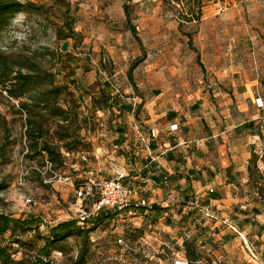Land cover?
Returning <instances> with one entry per match:
<instances>
[{"label": "rangeland", "instance_id": "rangeland-1", "mask_svg": "<svg viewBox=\"0 0 264 264\" xmlns=\"http://www.w3.org/2000/svg\"><path fill=\"white\" fill-rule=\"evenodd\" d=\"M22 1L34 2L42 9L17 13L2 35V49L7 52L18 49L69 51L70 58H80L78 64L62 60L65 73L60 74L59 79L67 82L78 77L80 89L74 85L70 88L77 91L76 94L84 91L86 97L82 98L81 109L90 119L89 129L81 131L84 142L90 145L81 146L75 154L69 155L67 164L57 168L58 175L49 178L42 167L43 158L25 157L24 114L18 111V102L0 88V143L4 144L3 156H0V212L13 217L36 214L53 225L75 218L80 208H90L95 199L80 200L74 187L61 181L60 175L83 174L92 169L107 176L111 163L116 164L108 156L119 149L116 147L117 126H125V135L120 137L124 141L144 134L150 118L148 104H156V110H166L195 102L200 99L202 89L199 87H203L207 77L211 80L219 60L235 53L244 56V48H235L234 41L243 42L250 32L264 41V0H202L200 21L184 22L181 26L179 13L186 11L189 0H182L180 4L174 0H130V15L140 41L134 38L127 24L123 9L127 0ZM67 8L76 18L74 27L82 34L81 43L74 39L63 41L57 34ZM64 42L68 46L63 50ZM198 54L200 59H197ZM100 58L107 64L106 71L99 67ZM136 60L133 82L127 71ZM45 63L61 66L55 60ZM86 66L91 70L86 71ZM201 75L202 83L199 82ZM108 80L114 86L113 94L122 103L134 107L142 104L141 110L119 114L117 110L102 109L94 113L91 94L98 92L100 82ZM82 153L88 154L86 164H83ZM36 168L43 171V177ZM28 197L32 198L31 202L26 201ZM167 224L168 221L157 218L151 226L140 213H120L91 234L94 240L91 239L94 242L92 264H160L159 257L149 247L137 245L138 239L129 236L131 229L143 233L156 248H166L171 258H182V226L168 227ZM41 230L47 232L46 226ZM211 236L215 239V235ZM8 237L9 233L3 239L4 244L8 243ZM35 241L42 243L37 238ZM78 242L77 238L68 239L64 243L66 253H53V264H67L68 257L77 254ZM122 242L127 244L126 248ZM25 255L29 254L20 249L15 257Z\"/></svg>", "mask_w": 264, "mask_h": 264}, {"label": "crops", "instance_id": "crops-1", "mask_svg": "<svg viewBox=\"0 0 264 264\" xmlns=\"http://www.w3.org/2000/svg\"><path fill=\"white\" fill-rule=\"evenodd\" d=\"M257 37L250 32L243 42H233L244 48V56L235 53L219 60L211 80L207 77L199 87L200 99L158 111L156 104H148L144 134L124 141L108 156L116 162L107 167L109 174H127L138 188L137 197L151 203L171 192L197 197L216 205L219 215L230 216L239 233L213 219L196 235L202 239L200 250L222 264H264V198L249 175L253 152L264 148V41ZM258 172L262 174L259 167ZM147 212L143 216L151 226L160 218L168 227L181 224L183 231L200 216L197 210L185 213L173 206L162 213Z\"/></svg>", "mask_w": 264, "mask_h": 264}, {"label": "trees", "instance_id": "trees-1", "mask_svg": "<svg viewBox=\"0 0 264 264\" xmlns=\"http://www.w3.org/2000/svg\"><path fill=\"white\" fill-rule=\"evenodd\" d=\"M163 1L169 2V0ZM174 1L179 4L183 2L182 0ZM129 2L130 0H127L123 5L127 24L134 38L140 41L136 26L131 19ZM188 2L186 11L183 10L179 13L180 26L184 22H199L201 19L202 0H189ZM29 9L40 11L42 6H38L31 1L0 0V88L7 92L9 98L18 102V111L22 115L24 114V133L27 148L25 157L30 160L43 158V168L46 160H49L52 163V171L46 172L45 176L51 178L58 175L57 168L64 167L67 164L68 159H70L69 155L76 153L81 146L87 147L90 145L89 142H84L81 135L82 130L89 129L90 119L89 116L83 114L81 109L83 105L82 98L86 97L84 91L81 90L79 94H76L77 91L70 88V85H74L77 90L80 89L77 86V83H79L78 77H72L71 75V80L67 82L59 79V75L65 73L62 60L67 63L74 61L78 64L80 58H70L69 51L44 49L41 52L40 50L18 49L7 52L2 49V35L11 24L14 16L23 10ZM66 11L63 23L57 28V34L63 41L74 39L81 43L82 34L74 27L76 18L69 14L68 8ZM197 59H200L199 54ZM46 60L58 61L61 66L60 68H57L56 65L48 66L45 63ZM87 61H90V58ZM98 64L101 69L107 70V64L102 58L99 59ZM137 65L138 60L134 61L127 71L129 79L133 82V73ZM85 70L89 71L91 68L86 66ZM111 84L110 80L100 82L98 92L91 94V106L94 113L102 109L117 110L119 114L126 111L137 112L141 110L142 104L134 107L132 104L122 103L113 94L114 86ZM116 131L119 133L117 145L120 147L124 143V140L120 137L125 135V126L120 124L116 127ZM3 151L4 144L0 143V156H3ZM82 161L83 164L87 163L84 160ZM258 161V155L253 152L249 161V175L250 179L258 184V195L264 198V174L258 172ZM36 169V172L43 177V171ZM87 171L89 170H85L83 174L76 172L65 176L60 175V178L70 177L78 186L86 180ZM73 175H78V177L74 178ZM110 175L104 177L114 176ZM74 189L76 192L75 187ZM99 195V192L95 191L92 195L87 196L88 198H95L91 207L87 210L92 209L94 203L98 201ZM169 207L152 204L151 207L132 208L126 211L143 215L148 214V209L157 214L158 212L168 211ZM120 213L122 212L119 210L105 208L92 215L84 224L79 223L76 217L55 225L45 223L47 232H44L41 230V226L45 221L40 215L28 214L24 217H13L10 214L0 212V264H53V253L56 251L66 253L64 243L70 238L79 239V248L75 256L68 257L67 264H92L94 260V242L91 234L102 224L118 217ZM7 233H9L8 243L4 244L3 239H6L4 237ZM31 233L33 234L31 235ZM196 235L185 243L186 256L192 261L204 256L206 258L210 257L200 250L202 239ZM129 236L139 240L144 234L131 229ZM35 238L41 240L42 243L38 244ZM20 249L29 255L16 258L15 255Z\"/></svg>", "mask_w": 264, "mask_h": 264}, {"label": "built area", "instance_id": "built-area-1", "mask_svg": "<svg viewBox=\"0 0 264 264\" xmlns=\"http://www.w3.org/2000/svg\"><path fill=\"white\" fill-rule=\"evenodd\" d=\"M172 128H177V125L173 124ZM116 147L118 148L119 146L116 145ZM256 154L259 157L258 167L260 169V172L263 174L264 148L260 149L258 152H256ZM81 157L82 159H84V161L88 160L85 153H82ZM44 168L45 172L52 171V163L49 160H46ZM86 174V180L78 186L74 183V181L70 179V177L60 178L61 181L68 182L76 188L77 197L80 200H84L87 196L92 195L95 191H98L100 194L98 201L94 203L92 209L87 210L84 208H80L78 212H76V218H78L79 223H86L92 215L105 208H113L121 212H125L126 210L132 208L158 204L164 206L180 207L185 213H189L192 210H197L200 214L198 222L191 229L184 230L182 234V244L180 247V253H182L183 255L182 258H171L170 253L166 248H156V246H154L152 242L148 241V237L145 236L141 237L137 241V245H139L140 243L141 245H146L147 247H149L153 251V254L159 257L160 264H164L162 262L163 260L167 262L165 264H222L217 257H210L207 259L204 256L195 261H192L186 256L185 247V243L200 231L203 223L207 220L219 219L222 224L230 227L233 231L238 232V227L235 224L234 220L230 216L219 215V208L216 205L201 202V200L197 197L186 199L172 192L167 194L165 197L161 199L159 198L157 201H153L151 203L146 197H137L138 188L137 186L133 185L130 179H127L129 176L125 173L116 171L113 177L106 178L91 169L87 171ZM167 181L168 177L165 176L163 178V182ZM26 201L31 202L32 198L28 197ZM44 221L45 222L42 224L41 228H44L45 223H47L46 219H44ZM121 244L125 248L127 247L126 243L124 244V242H122ZM245 245L247 250L255 256L256 253L252 245H250L247 241L245 242ZM168 260H172V262H168ZM140 264L150 263L141 262Z\"/></svg>", "mask_w": 264, "mask_h": 264}, {"label": "water", "instance_id": "water-1", "mask_svg": "<svg viewBox=\"0 0 264 264\" xmlns=\"http://www.w3.org/2000/svg\"><path fill=\"white\" fill-rule=\"evenodd\" d=\"M67 46H68V43H67V42H64V44H63V46H62V49H63V50L66 49Z\"/></svg>", "mask_w": 264, "mask_h": 264}]
</instances>
